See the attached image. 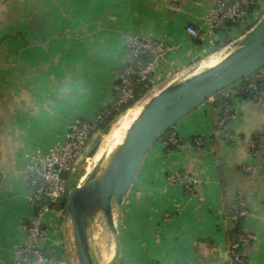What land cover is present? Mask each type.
I'll return each instance as SVG.
<instances>
[{
    "label": "crops",
    "instance_id": "obj_1",
    "mask_svg": "<svg viewBox=\"0 0 264 264\" xmlns=\"http://www.w3.org/2000/svg\"><path fill=\"white\" fill-rule=\"evenodd\" d=\"M214 3L0 0V264H15L13 250L25 244L24 225L33 218L25 156L61 144L73 120L92 118L113 103L115 76L129 62V35L170 47L151 76L149 99L197 66L207 69L223 53L222 44L188 37L184 30L202 31ZM246 30L233 33L235 43ZM215 96L173 128L180 149L166 152L157 140L121 205L112 208L117 230L112 264H230V212L239 205L248 212L239 235L247 239L245 264H264V139L255 157L250 148L264 137V93L226 100L235 111L226 127L231 141L218 125L222 106ZM133 110L119 122L136 118ZM195 138L203 140L202 150L191 144ZM107 149L99 148L93 163ZM250 163L255 170L247 175L243 167ZM176 172L197 181L191 197L182 186L168 184ZM165 214L171 216L167 223ZM94 223L88 226L89 245ZM42 225L48 264H78L65 209L46 214ZM105 253L111 257L112 250Z\"/></svg>",
    "mask_w": 264,
    "mask_h": 264
},
{
    "label": "built area",
    "instance_id": "obj_2",
    "mask_svg": "<svg viewBox=\"0 0 264 264\" xmlns=\"http://www.w3.org/2000/svg\"><path fill=\"white\" fill-rule=\"evenodd\" d=\"M264 16V0H215L213 8L206 16L205 28L198 31L193 27H186L185 34L191 38L209 37L213 41L222 44L221 59L233 49V33L240 28L247 30L253 28L261 17ZM246 30V31H247ZM126 50L129 58L128 64L118 75L115 81L120 79V86H114L117 93V100L110 105L111 108L104 107L98 110L92 118H77L68 126L61 144H56L48 150L35 152L26 155V175L28 198L27 202L33 212V218L24 225L26 242L22 246L13 250V260L15 264H48L42 249V244L46 238L47 230L42 225V219L52 211H60L62 204L67 198L69 181L75 174L77 165L82 159L84 151L88 147L94 132L106 120L112 117L114 112L128 104L134 99L135 87L147 81L154 73L157 65L170 51V47L153 41L150 38L139 39L129 35L126 41ZM148 54L150 61L146 65L137 64L140 56ZM121 76V77H120ZM264 87V69L236 83L234 86L224 90L226 99L242 94L244 90L249 95L258 93ZM223 91V92H224ZM232 102V100H231ZM235 117L234 107L230 102H224L220 109V119L218 125L224 132L226 141H231V134L227 131V124ZM264 137H259L252 141L250 148L252 156L255 157L256 148ZM160 140L164 143V150L171 152L183 146L182 140L172 131L167 137ZM201 138L192 140V145L197 150H202ZM168 148V149H167ZM255 170L254 163L246 164L243 167L244 173L252 174ZM168 184L180 185L184 189L186 196L193 195L197 181L181 173H174L167 177ZM231 222H236L238 218H246L248 212L242 206H235L233 209ZM170 214H165L162 222L170 220ZM247 239L240 236L238 242L230 245V264H244V251L238 250L244 247Z\"/></svg>",
    "mask_w": 264,
    "mask_h": 264
},
{
    "label": "water",
    "instance_id": "obj_3",
    "mask_svg": "<svg viewBox=\"0 0 264 264\" xmlns=\"http://www.w3.org/2000/svg\"><path fill=\"white\" fill-rule=\"evenodd\" d=\"M262 69L264 16L216 66L174 82L146 102L122 144L115 148L99 171L94 168L84 184L68 194L65 219L71 225L78 264H96L88 241V226L97 214L117 237L112 208L121 205L158 138L218 93ZM261 92L264 93V87ZM243 98L252 100L253 97L244 90ZM115 258L116 251L106 264H112Z\"/></svg>",
    "mask_w": 264,
    "mask_h": 264
},
{
    "label": "rangeland",
    "instance_id": "obj_4",
    "mask_svg": "<svg viewBox=\"0 0 264 264\" xmlns=\"http://www.w3.org/2000/svg\"><path fill=\"white\" fill-rule=\"evenodd\" d=\"M260 19H259V21H260ZM251 29H249L248 32ZM223 53H225V52H223ZM222 54L218 53L217 55H215L213 57V59L220 60L221 59L220 55H222ZM203 71H205V70L200 69L197 66L194 70H192L190 72V74L193 76L194 73H195L194 75H197ZM191 75H189V77H191ZM150 96H151V94L148 93L145 97H143L141 100L136 102L134 106L135 107L140 106V107L134 108L133 112H135V111L137 112L140 108H142L146 104V102L149 100ZM122 115H120L116 119H114V121L111 122L104 130H99L93 136L88 147L84 151L82 159L80 160V162L77 165V169L75 171V174L73 175V177L69 181V184H70L69 187L70 188L68 189L67 197H68L69 192L72 189L79 187V186H82L84 184L86 178L91 174V172L95 168V164L101 158L99 155L97 161L95 163H93V156L96 154L98 149L100 147H102V148L107 147L108 149L106 150V153L103 150L101 155L103 157L105 154H107V152L112 150L115 146H117L120 143V141L123 138L124 133L129 128L131 123L136 119L135 116L133 117V115H132V118L130 120H128L126 118V120L123 119L119 122ZM111 131L113 132V134H111V137L110 136L108 137L107 135ZM66 202H67V198L65 200V203ZM94 222H95L94 224H96V226H94V228L92 226L90 227V232H91L90 248L95 253L94 258L96 260V264H102V261L106 264L108 261H110L113 258V254L115 251V240H114L115 237L106 227V224L103 221L100 214H97L94 217ZM110 250H112L111 257L105 253L106 251L110 252ZM98 252L100 253L99 255H98ZM102 253H103V256H102ZM100 256H102V257H100Z\"/></svg>",
    "mask_w": 264,
    "mask_h": 264
},
{
    "label": "trees",
    "instance_id": "obj_5",
    "mask_svg": "<svg viewBox=\"0 0 264 264\" xmlns=\"http://www.w3.org/2000/svg\"><path fill=\"white\" fill-rule=\"evenodd\" d=\"M128 35V34H127ZM150 61V58L148 57V54L145 53L144 55L140 56V58L138 59L137 61V64H141V65H146L148 62ZM125 68V67H124ZM123 68V69H124ZM122 69V70H123ZM260 72V71H259ZM257 72V73H259ZM256 73V74H257ZM255 75V74H253ZM253 75L247 77L248 79L250 77H252ZM121 77V76H120ZM151 76L150 78L145 81V82H142L140 84H138L136 87H135V91H134V99L129 102L128 104L126 105H123L119 108L118 112H114L112 117H110L108 120H106L103 124H101L99 127H98V130L96 132H94L92 135H95L99 130H104L111 122L114 121V119H116L118 116L122 115L123 113H125L127 110H129L130 108H132L136 102H138L139 100H141L143 97H145L149 91L151 90ZM246 78V79H247ZM245 80V79H244ZM115 85L116 86H120V79L115 81ZM115 92V91H114ZM116 94V97H115V101L117 100V93L115 92ZM216 99H217V102L219 105H223L224 102H226L227 99H225L224 97H220L218 94L217 96H215ZM240 98H242L240 96ZM107 108H111L110 106H107ZM173 128L168 130L166 133H164L163 135H161L158 140H160L161 138L163 137H167L171 132H172ZM191 144H192V140L190 141ZM168 149V148H167ZM65 205L66 203L64 202L61 206V210H64L65 209ZM232 213H233V210H231L230 212V217H232ZM244 218H238L236 220V222H231V229H230V235H231V239H232V243L231 244H234L236 242H238V238H239V235L242 234V222H243ZM239 252L242 251V248H240L238 250ZM46 256V255H45ZM47 258V256H46ZM48 259V258H47ZM244 264H245V257H244Z\"/></svg>",
    "mask_w": 264,
    "mask_h": 264
},
{
    "label": "bare ground",
    "instance_id": "obj_6",
    "mask_svg": "<svg viewBox=\"0 0 264 264\" xmlns=\"http://www.w3.org/2000/svg\"><path fill=\"white\" fill-rule=\"evenodd\" d=\"M222 59H220V60H217V59H214L212 62V64L210 65V66H208L207 67V69H209V68H212V67H214V66H216L220 61H221ZM206 70V69H205ZM140 107V106H139ZM139 107H132V108H130L129 110H131V109H134V108H139ZM143 108V107H142ZM142 108H140L139 110H138V112H139V114H140V112H141V110H142ZM129 110H127L122 116H124V115H126V113L129 111ZM121 116V117H122ZM139 116V115H138ZM137 116V117H138ZM136 117V118H137ZM136 120V119H135ZM134 120V121H135ZM133 121V122H134ZM132 122V123H133ZM131 123V124H132ZM131 126V125H130ZM130 126H129V128H130ZM128 128V129H129ZM127 129V130H128ZM127 130H126V132L124 133V135H123V138H122V140L120 141V143L117 145V146H115L112 150H110L109 152H107V154H105L96 164H95V168H97V170L99 171V169L102 167V165H103V163L105 162V160L110 156V154H112L113 153V151L115 150V148H117L120 144H122V142H123V140H124V138H125V135H126V133H127ZM111 134L112 133H109L107 136L109 137H111ZM100 149H103L102 147H100ZM98 151H99V149H98ZM98 151L96 152V154L93 156V159L96 157V155H97V153H98ZM104 253V252H103ZM103 253H102V255H103ZM102 264H105L103 261H102Z\"/></svg>",
    "mask_w": 264,
    "mask_h": 264
}]
</instances>
